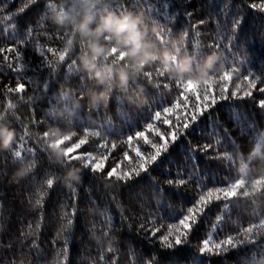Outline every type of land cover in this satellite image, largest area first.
Returning <instances> with one entry per match:
<instances>
[{
  "label": "trees",
  "instance_id": "obj_1",
  "mask_svg": "<svg viewBox=\"0 0 264 264\" xmlns=\"http://www.w3.org/2000/svg\"><path fill=\"white\" fill-rule=\"evenodd\" d=\"M106 2L112 6L123 4L128 12L132 11L134 5L137 6L150 26L159 23L166 29H171L173 35L168 36L165 32V39L181 37L182 33L187 31L189 37L183 41L182 47L184 54L190 56L194 63H199L206 55L218 52L222 54L224 66V57L227 53L223 47L214 51L209 45L214 40H221L223 44H227L228 41L223 40L224 33L217 24L227 21L230 28L233 15L238 11L242 12V24L233 46L228 49L231 53L228 60L232 61L235 58L236 61H244L242 73L247 74L251 71L253 75L260 76L262 83H258V87L264 86V13L248 7V4L259 3L260 0H106ZM25 3L30 4V7L18 17L17 29V12ZM60 3L61 0H37L36 3H31V0H0V7H3L4 12L7 13L0 15V47L10 46L18 38L12 33L24 31L27 24L37 26L39 31V34H33L22 49L24 62L28 64L27 76L32 79V83H29L28 79L21 81L26 85V92L22 94L23 99H20L18 94L0 92V112L4 111L9 99L17 105L15 109L5 113L8 126L16 133L12 147L20 142L19 137L23 135L25 128L33 133H42L47 129L49 121L46 119V114L51 105L57 104L58 109L62 108V104L58 101V93L61 89L70 87L73 92L78 91L79 76L72 74L65 78L69 61L56 69L54 76L49 80V88L46 92L40 93L34 90L35 84L42 85L43 82L31 71V68L43 59L38 48L42 47L45 51L48 47L62 49L67 46L66 40L72 38V51L75 53L73 58L79 59L82 53L83 45L71 37L70 33L65 35L67 29L60 32L52 22L53 13L48 6L52 4L59 8ZM186 12H192L190 20L186 18ZM45 14L47 19H43ZM200 20L208 22L199 25ZM39 24H43L44 27L40 28ZM191 25H198V30ZM58 32L60 35L56 34ZM4 55L11 58L14 53L0 54V89H4L5 86L14 87L18 75L7 68ZM46 55L53 63L56 62V58L51 53L46 52ZM146 69L153 71V79L140 77L138 83L144 86L147 103L140 106L129 104L119 91H114L106 106L92 110L85 99L80 102V107L72 117V122L77 125L72 130L81 131L84 127L99 129L102 125H110L115 135L110 136L109 139L117 140L126 139L127 135L137 130H146L145 125L151 121L154 112L164 106H170L180 91L176 88L174 80L165 81L164 78L156 76L155 69L147 67ZM41 76L46 77L47 70H44ZM237 79L238 77L234 75L229 93ZM158 83L161 84L159 88L156 87ZM163 83H168L169 87L164 88ZM135 86L136 84L133 85ZM215 91L217 90L214 89ZM31 96L38 98L29 100ZM253 97L255 99L219 100L210 113H205L188 130V134L181 136L171 145L168 161L183 159L190 151V144L195 146L208 142L215 143L210 134L218 133L221 145L216 147L219 152L232 153L233 140L239 145L234 156L236 162L232 164L227 160H209L202 156L200 171L203 183L207 187L221 186L226 182L225 178H237L239 157L242 155L247 162V157L256 150L257 137L264 133V109H260L257 103L259 99L264 98V94L254 91ZM177 114L179 110L168 118L175 123ZM33 120L44 123L32 124ZM151 122L161 130L168 127L158 121ZM146 134L150 139L158 140L154 133L146 131ZM99 139L91 138L85 148L88 151H95ZM139 143L142 145L143 141ZM36 147L34 139L24 138L23 149ZM121 151V148H117L113 155ZM25 155L35 160L36 167L25 179L17 182L13 180L12 175L19 164L14 161L10 150H0V264H13V262L20 264L21 261L23 264H112L113 257L116 259V264H144L153 253L160 252V245L158 242L150 244L143 238V232L137 231L142 218L151 214L155 218L162 217L165 223L175 222L200 194L196 183L189 181L183 186L170 188L165 194L163 206H157V199L150 195L153 177L161 186L168 188L165 181L169 169L175 172L174 163L165 162L159 168L154 164L148 173H141L135 181L129 182L128 185L117 186L114 191L105 188L85 170L76 186L78 213L75 222L70 231L61 233L65 224V220L61 218L65 209L61 206L71 204L68 199V188L60 181L54 184L52 189L44 188L43 192L40 189L46 174L54 173L56 176H62L64 171L50 162L48 152L38 149L35 154L25 152ZM130 155L134 156V153ZM73 163L77 164V162ZM108 163L110 164L111 160ZM249 167L252 169L250 175L255 174L259 167H264V159L260 156L255 157ZM41 195L44 220L37 227L41 211L33 205ZM112 195L116 196L115 200H112ZM224 203V201H214L206 209L201 223L189 237L191 246H185L178 252L183 264H191V256L197 254V246L209 234H212L215 240L223 239L228 234L235 235L248 223L258 222L259 218L264 217V202L260 200L253 204L242 198L239 206L229 204L227 210L223 209ZM101 213H105L106 216H102ZM221 213L224 214V222L213 233L212 225L216 222V216ZM122 214L128 217L127 222L123 224ZM106 217L111 218V224L114 226L109 233L114 237L112 245L114 251L111 253L107 252L108 242L101 239L100 230L106 229ZM66 237L68 238L67 260L64 259ZM238 251L239 255L237 251L230 250L219 256L204 257V264H240L241 257L254 256L257 260L264 258V236L257 237V244H246ZM101 255L104 257L103 260ZM160 255L162 264H168V256L163 253Z\"/></svg>",
  "mask_w": 264,
  "mask_h": 264
},
{
  "label": "snow or ice",
  "instance_id": "obj_2",
  "mask_svg": "<svg viewBox=\"0 0 264 264\" xmlns=\"http://www.w3.org/2000/svg\"><path fill=\"white\" fill-rule=\"evenodd\" d=\"M37 0H31V3H36ZM68 3L74 6L78 3V0H68ZM100 8L94 3L92 8L94 12L103 11H113L118 15H123L128 12V9L123 6V4H117L112 6L106 2V0H99ZM30 7V4L25 3L23 7H20L17 12V29L19 28L18 17L22 15ZM49 9L52 11L53 16L64 17L65 11L63 7L56 8L52 4H49ZM248 7L254 10H258L260 13H264V0H260L259 3L252 2L248 4ZM133 14L140 15L143 17V13L139 12L137 6H133ZM78 14V13H77ZM0 15H7L4 12L3 7H0ZM211 15V13H210ZM52 16V18H53ZM185 16L187 19H191L192 12H186ZM242 12H237L233 15L231 19V26L227 21L218 22L217 27L224 33L223 40L228 41L227 44H223L221 40H214L209 47L214 51L220 50L223 47L225 53L224 57L225 66L224 70L220 73H213L209 78L201 81L188 80H174L175 86L179 89V94L176 96L175 100L170 106H164L160 110H156L151 117V121H158L160 124L168 126L164 130L157 127L154 122H147L145 125L146 130H137L133 134L127 135L126 139L117 140L109 139L110 136L115 135L112 132L110 125H102L99 129L92 127H84L81 131L72 130L77 127L76 124L72 122V117L74 116L77 108L73 106L74 100H79L80 102L85 100L83 95L84 91L90 86H94V82L91 80L90 74L82 72L80 69L79 59L73 58L75 53L73 49V39L68 38L66 40V47L62 49H57L53 47H48L45 51L44 48H38L41 59L40 63L31 68L33 75L38 79H42L41 84H35L34 90L40 93H44L49 88V80L54 76L56 69L63 63L67 62V76L72 74H77L79 76L78 91L72 92L70 95L65 94V89H61L58 93V101L62 104V108L58 109L57 104H52L48 113L46 114V119L49 121L47 129L58 126L63 132L68 133L67 135H62L61 138L50 142L48 140L47 129L42 133H33L27 128H25L23 135L19 137V143L15 147H11L10 153L14 158V161L18 164L24 163L27 165L28 173L36 167L34 159H30L25 155V152L35 154L37 150L48 152L50 147L62 148L63 149V160L62 164H56L49 155V160L52 164L58 165L59 169L65 171L68 167L72 165H79L82 169L81 178L85 170L91 174L93 179L99 181L105 188L114 189L117 186L128 185L129 182L135 181L137 177L141 176V173H148L152 165H156L157 168L161 167L165 162L174 163L176 165L175 172L173 173L171 169L168 170V178L165 184L169 186L165 188L161 186L159 182L153 177V185L151 197L157 199V206H163L165 200L166 192L172 187H179L187 184L189 181H194L197 187L200 189V194L198 198L195 199L194 203L187 207L180 218L171 223L163 222V218H155L153 215L143 217L141 223L139 224L138 232H143V238L148 240L150 244L159 243L160 252L153 253L151 258L144 261V264H162L161 255L163 253L168 256V264H183L178 252L181 248L185 246H191L189 237L197 229L198 225L201 223V218L205 216L206 209L214 201H224L223 209L227 210L229 204H234L239 206L241 199L244 198L247 201L255 204L258 200L264 202V171L257 174H252V169L249 164L257 156L264 159V133L259 134L257 137L256 150L247 157V162L245 157L242 155L239 157V170L237 178H225V183L221 186L207 187L203 183V177L201 175V157L203 156L209 160H227L234 164V156L236 155L239 145L232 141L233 152L229 153L227 151L221 153L217 149V145H221V139L218 133L210 134L211 138L215 143H204L192 146L190 144V151L181 160L168 161L169 148L174 144L181 136L188 134V130L195 125L205 113H210L219 100H243L245 98H253V92L257 91L264 94V86L258 87V83H262L261 77L253 75L251 71L247 74L242 73L241 68L244 61H236L233 58L232 61L228 60V56L231 53L228 51L230 46H233V41L240 30L242 24ZM47 14L43 19H47ZM208 21L200 20L199 25H204ZM39 23V22H38ZM153 23H157L153 21ZM158 31L154 34H150L152 39L156 40L161 46L168 45V39H165V32L168 36H172L173 33L171 29H166L165 27L159 25ZM40 28H43V24H39ZM192 28L198 30V25H191ZM65 29H61L63 32ZM71 37L75 34L67 29ZM60 32L56 33L60 35ZM39 34L38 28L35 25L27 24L24 31H15L12 33L13 36L18 37L10 46L0 47V54L3 53H14L13 57L4 55V61L7 62V68L11 69L13 73H17V82L14 87L5 86L4 89H0V92H5L7 94H18L20 99H23V95L26 92V85L22 83V80L28 79L29 83H32V79L27 76L28 64L24 62V52L23 48L26 46L27 41L33 37V34ZM182 40L184 41L189 37L187 31L183 32ZM61 38H64L61 36ZM81 45H83L81 52H84L85 42L79 38H75ZM51 53L53 57L56 58V62L53 63L52 60L46 55ZM123 54L119 53L116 49L112 50L110 57L105 58L101 63L106 65L109 62L121 63L123 62ZM177 57L172 56V62H176ZM47 70V76L42 77L41 73ZM156 76L164 78L165 81L173 80L167 75L163 74L159 70H155ZM237 76L238 79L235 82L234 88L229 93V86L233 83V77ZM143 77L145 79H153V71L147 70L138 73V78ZM139 82V79L131 81L132 86ZM110 84V80L108 81ZM243 85V87H242ZM164 88H168V83H163ZM157 88L161 87V84L156 85ZM214 89L217 91L214 92ZM38 97L31 96L28 99L33 100ZM258 107L264 109V98L258 100ZM102 105V106H106ZM17 107L16 103L9 99L4 111L0 112V123L8 124L5 118V113L9 110L15 109ZM101 106H98V108ZM175 123L173 120L169 119L168 116L177 113ZM58 111H62L63 115L58 116ZM163 117V118H162ZM32 124H42L43 121L33 120ZM68 129V131H65ZM147 132L154 133L158 140L150 139L146 134ZM102 132L104 133L102 135ZM16 134V133H15ZM28 137L30 140L34 139L36 148H22V142L24 138ZM100 138L99 142L96 143L95 151H88L85 146L90 143L91 138ZM143 141L141 145L139 142ZM14 143V142H13ZM13 145V144H12ZM63 146V147H62ZM121 148L122 151L117 155L113 153ZM83 149V150H82ZM150 149V150H149ZM130 153H134L130 155ZM163 157V158H162ZM111 160V163L108 162ZM73 162H77L74 164ZM127 162V164L125 163ZM135 165V166H132ZM107 169V170H106ZM127 169V170H125ZM255 176V178H253ZM35 181V177L32 178ZM62 176H56L54 173L46 174L43 179V184L40 191L43 189H52L54 184L60 182ZM81 181V180H80ZM79 181V182H80ZM78 182V183H79ZM78 183L73 184L68 188L69 196L68 199L71 204H65L61 207L65 209L62 214V219L65 220V224L61 229V233L70 231L71 226L74 224L78 208L76 205V200L78 199V194L76 191V186ZM111 194V193H110ZM112 200L116 199L115 195L111 196ZM43 196L36 199L34 208H39L41 214L38 219L37 227H39L44 220L43 217ZM102 216H106L105 213H101ZM259 215V213H257ZM128 217L122 214L121 223L127 222ZM224 222V214H218L216 216V222L212 225L213 233L220 228V225ZM106 229L102 228L100 231L102 233L101 239L108 242L107 252L111 253L113 249L114 237L110 236L109 233L114 227L111 224V218L106 217ZM31 227V225H29ZM95 231V229H93ZM23 235V234H22ZM264 236V217L258 219V222H250L247 226L241 227L239 232L235 235L228 234L223 239L215 240L212 234H209L207 238H204L197 246V254L191 256V264H204V257L219 256L222 253L226 254L230 250L237 251L239 255V249L241 246L246 244H257V237ZM55 243V241H53ZM67 244L68 238H65L64 247V259L67 260ZM35 245V241H33ZM103 255H101V260H103ZM14 264V262H13ZM112 264H116V259L113 257ZM240 264H264V258L257 260L254 256L245 259L241 257Z\"/></svg>",
  "mask_w": 264,
  "mask_h": 264
},
{
  "label": "clouds",
  "instance_id": "obj_3",
  "mask_svg": "<svg viewBox=\"0 0 264 264\" xmlns=\"http://www.w3.org/2000/svg\"><path fill=\"white\" fill-rule=\"evenodd\" d=\"M94 3L98 8L101 7L99 0H78L75 6L68 3V0H61L59 7L64 8L65 15L63 18H52L58 30L70 29L75 34L73 38L85 42L86 50L80 54L79 64L81 71L90 74L94 82V86L90 85L83 93L90 109L96 110L98 106L107 104L114 91H119L129 104L140 106L147 103L144 86L136 83L133 87L131 84L146 67L159 70L173 80L191 79L201 82L214 72L220 73L224 70L221 53L212 52L199 63H194L190 56L182 52V37L177 36L169 40L167 46H161L150 35L158 31V26H150L145 17L132 12L123 15L113 11L94 12ZM113 49L123 54V62L103 65L101 61L110 57ZM173 55L177 57L175 63L172 62ZM72 92L70 87H65L66 95ZM73 106L79 108L80 101L74 100ZM57 115H63L62 111ZM47 132L50 142L68 134L58 126L47 129ZM15 138V131L8 124L0 123V150L11 149ZM48 153L56 164H62V148L50 147ZM81 171L77 165L68 167L61 182L66 187L78 183L81 180ZM262 171L264 167H259L256 173ZM27 175V165L21 163L16 167L12 178L19 182Z\"/></svg>",
  "mask_w": 264,
  "mask_h": 264
}]
</instances>
